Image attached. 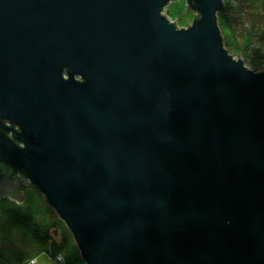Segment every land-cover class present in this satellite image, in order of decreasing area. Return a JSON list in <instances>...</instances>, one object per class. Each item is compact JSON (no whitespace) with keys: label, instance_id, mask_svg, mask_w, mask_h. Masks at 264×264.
Listing matches in <instances>:
<instances>
[{"label":"water","instance_id":"water-1","mask_svg":"<svg viewBox=\"0 0 264 264\" xmlns=\"http://www.w3.org/2000/svg\"><path fill=\"white\" fill-rule=\"evenodd\" d=\"M171 1L0 0V196L37 188L86 264H264V66L224 0Z\"/></svg>","mask_w":264,"mask_h":264},{"label":"rangeland","instance_id":"rangeland-1","mask_svg":"<svg viewBox=\"0 0 264 264\" xmlns=\"http://www.w3.org/2000/svg\"><path fill=\"white\" fill-rule=\"evenodd\" d=\"M187 7L186 0H173L165 7L164 13L179 27H186L194 19L192 10ZM218 22L229 53L239 55L248 68L261 70L264 66V0H224V10L218 14ZM19 211L35 217L42 226L50 229L43 245L55 249L54 257L60 252L63 255L68 253V244L74 241L70 231L44 194L31 187L24 190V199L20 202L0 196V247L5 253H11V241L27 239L15 223L14 214ZM24 245L18 247L24 259L22 264H28L31 257V264H60L49 249L34 251L31 245Z\"/></svg>","mask_w":264,"mask_h":264},{"label":"trees","instance_id":"trees-1","mask_svg":"<svg viewBox=\"0 0 264 264\" xmlns=\"http://www.w3.org/2000/svg\"><path fill=\"white\" fill-rule=\"evenodd\" d=\"M192 13H193L194 18L199 15L198 13L194 11H192ZM27 187L37 189L31 185H28V186L22 185L19 188V194H20L19 199L16 201H19V202L23 201L24 190ZM14 219H15L16 226L19 228L18 230H20L22 234L27 237V239L25 240H22L20 238L18 240L16 239V241H19V243H15L16 241L15 242L11 241V245L9 244V246H11L12 248L11 253H5L3 249L0 247V263L2 264H22L24 262V259H23V255H21L18 252V247L19 246L23 247V245L26 243L27 244L24 246L28 247L29 245H31V248L34 251H37V250L41 251L43 249H49L51 251L52 256L56 254L54 253L55 249L53 247L51 246L48 247L46 245H43L50 233L49 232L50 229L47 226L46 227L42 226L35 219V217L33 218L26 214H22L20 211L14 214ZM74 242L75 241H71L70 245L68 244L69 251L66 255H63L61 252L60 254L65 258L66 264H86L80 257L78 248ZM31 248L29 250H32Z\"/></svg>","mask_w":264,"mask_h":264},{"label":"built area","instance_id":"built-area-1","mask_svg":"<svg viewBox=\"0 0 264 264\" xmlns=\"http://www.w3.org/2000/svg\"><path fill=\"white\" fill-rule=\"evenodd\" d=\"M55 259L58 261V263L60 264H66V260L65 258L61 255V254H57L55 256Z\"/></svg>","mask_w":264,"mask_h":264},{"label":"clouds","instance_id":"clouds-1","mask_svg":"<svg viewBox=\"0 0 264 264\" xmlns=\"http://www.w3.org/2000/svg\"><path fill=\"white\" fill-rule=\"evenodd\" d=\"M31 259H32V257L28 260V264H31Z\"/></svg>","mask_w":264,"mask_h":264},{"label":"flooded vegetation","instance_id":"flooded-vegetation-1","mask_svg":"<svg viewBox=\"0 0 264 264\" xmlns=\"http://www.w3.org/2000/svg\"><path fill=\"white\" fill-rule=\"evenodd\" d=\"M65 75L67 76V74L65 73ZM79 79V77H77ZM21 176V175H20Z\"/></svg>","mask_w":264,"mask_h":264}]
</instances>
